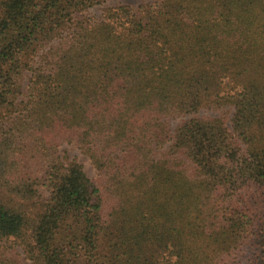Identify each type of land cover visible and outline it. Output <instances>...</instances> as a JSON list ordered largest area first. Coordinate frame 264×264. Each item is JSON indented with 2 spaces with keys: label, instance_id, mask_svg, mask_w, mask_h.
I'll use <instances>...</instances> for the list:
<instances>
[{
  "label": "trees",
  "instance_id": "trees-1",
  "mask_svg": "<svg viewBox=\"0 0 264 264\" xmlns=\"http://www.w3.org/2000/svg\"><path fill=\"white\" fill-rule=\"evenodd\" d=\"M105 1L0 0V264H264V0Z\"/></svg>",
  "mask_w": 264,
  "mask_h": 264
},
{
  "label": "rangeland",
  "instance_id": "rangeland-1",
  "mask_svg": "<svg viewBox=\"0 0 264 264\" xmlns=\"http://www.w3.org/2000/svg\"><path fill=\"white\" fill-rule=\"evenodd\" d=\"M143 0H106L103 4L94 6L90 8L87 11H84V14L87 15L90 18H98L99 16H102L106 12V9L113 6H119V5H130L134 9H138L140 3H142ZM31 76V71L25 72V79H24V87L26 88L28 84V80ZM232 107H225L222 109H202L198 112L199 116H207V115H223L226 117L227 124L231 123V116L233 113ZM189 116H179V117H171L169 118V124L171 126V129L173 132H175L176 128L185 121ZM61 151H66V155L69 160L75 159L79 163L83 165L84 171L88 175V177L93 181V183L98 182V171L95 167V165L92 163L89 156L84 154L77 146L73 144H64L61 148Z\"/></svg>",
  "mask_w": 264,
  "mask_h": 264
}]
</instances>
